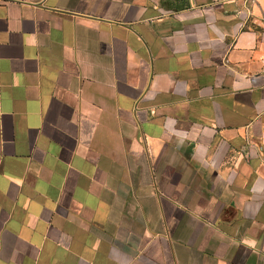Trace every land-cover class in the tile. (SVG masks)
<instances>
[{"label":"crops","instance_id":"0c3cea01","mask_svg":"<svg viewBox=\"0 0 264 264\" xmlns=\"http://www.w3.org/2000/svg\"><path fill=\"white\" fill-rule=\"evenodd\" d=\"M0 264H264V0H0Z\"/></svg>","mask_w":264,"mask_h":264}]
</instances>
